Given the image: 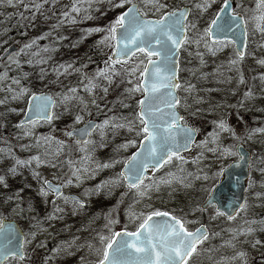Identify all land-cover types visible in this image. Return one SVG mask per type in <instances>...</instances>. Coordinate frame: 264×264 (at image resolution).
I'll return each mask as SVG.
<instances>
[{
  "label": "rangeland",
  "instance_id": "obj_1",
  "mask_svg": "<svg viewBox=\"0 0 264 264\" xmlns=\"http://www.w3.org/2000/svg\"><path fill=\"white\" fill-rule=\"evenodd\" d=\"M60 1L56 0L53 4L52 0L46 2L21 0L15 6L0 5V73L7 74L6 78L0 81V100L5 101L0 103V176L4 177V180L0 181V220H15L25 233L27 241H30L25 243L27 254L25 261L10 258L5 264H95L98 253L93 249L99 247L96 236L97 233L107 234L104 226L109 219L118 221L110 226L113 231L125 227L129 231H135L139 221L132 219L129 213L139 214L150 210L170 212L185 221V226L189 230H194L201 222L207 225L210 236L199 246L198 252L191 257L189 264H244L245 261L246 264H264V243L252 245L254 238L264 242V230H260L264 226L259 223L264 219V172L260 171L264 168V163H261L264 160V133L254 132L251 138H248V133L252 129L264 128V78H262L264 63H261L264 61V33L255 30L253 22L248 20V49L242 59L237 58L230 43L213 45L216 49L214 54L205 48L203 43L199 46L195 43L181 46L178 77L182 85L192 84L195 88L191 91H185L183 87L177 90L181 98L177 109L184 117L183 123L198 129L197 143L190 152L182 155L187 160L186 164H180L173 159V162L164 166L155 177L164 176L168 172L176 173L178 167H183L186 170L185 175L187 172L196 173L199 169V179L192 180L190 187H185L179 182L161 184L158 190L154 189L150 192V198H141L135 194V190L127 189L123 183L118 186L109 184L99 191L96 190L97 185L114 177L123 166L122 162L109 168H97L96 164L112 160L122 161L123 158L130 156L138 145L126 149L119 146L135 138L134 131H129L126 127L112 130L106 128L103 140L98 131L94 132L90 139L95 140L96 144L89 146L91 155L84 161L81 160L84 153L80 151V146L65 134L71 128L84 125L89 120L100 123L109 117L132 119L138 107L137 101L143 92L129 95L125 91L132 85L128 83L129 77L123 69L138 64L142 58L141 53L131 56L127 62L114 65L119 74L113 77L111 84L103 79L97 80L98 85L108 87L106 95L102 87H97L93 94H89L81 86L82 73L93 76L97 68L105 67V61L111 55L112 49L96 43L104 35L103 32L89 34L85 30L90 27L83 28L82 37L88 42L81 47L84 53L76 56L77 59L70 60L68 57L65 60V63H72L73 67L86 65L82 68V72H72L69 69L68 73L62 74L63 77H57L54 72L50 78L39 79L37 84L41 87L37 89L26 80H20L19 85L12 83V78H17L18 66L8 58H4L5 51L15 45L19 52L25 44L33 41L29 37L23 39L28 34L27 28L30 29L29 34H35L31 28L38 29L41 25H50L49 28L52 29L53 19L43 18L41 23L35 24L31 21L34 22L46 14L61 21L59 14L62 12L63 3L61 4ZM231 1H233V9L241 12L246 19L256 8V0ZM108 2L109 0H93L91 4L103 10L102 17L105 24L122 10L110 9L106 5H109ZM161 2L168 3L170 7L187 5L191 8L196 0H161ZM83 3L85 7L89 6L87 1L83 0ZM222 3L223 0H214L211 8L203 15L193 8L189 19L195 20L196 29L188 32V36L191 37L195 32L202 31L206 26L205 21L210 19ZM24 4H40L41 7L37 11L34 7L26 9ZM237 4L241 7L237 8ZM108 8L110 10H106ZM87 10L92 9L88 7ZM30 12L35 13V16L31 15L29 18ZM84 12L74 17L76 26L80 30H83L81 28L87 20L83 17ZM98 13L99 11L96 10L94 15ZM149 16L156 18L151 12ZM62 19L61 26H73L74 23L66 22L67 18ZM38 48H40L39 43L35 42L30 49H26V54L21 53L18 57L13 54V59L21 61L24 58L25 63L32 59L35 62L41 55L33 57L31 53L36 52ZM230 61L236 63L232 64ZM146 63L145 60V65ZM145 65L139 66L132 84L137 83L141 78L140 72ZM9 86L17 90L24 87L29 91L25 96L13 100L12 93L6 90ZM70 87H77L78 94L87 102L86 110L75 99L67 104L60 102V97L56 94L67 91ZM44 91L52 94L57 101L53 111L58 118L50 123L36 122L35 125L17 127L18 121L23 117L28 95L32 92ZM249 92L251 95H246ZM93 98L96 99L99 108L91 103ZM77 113L83 116V120L74 124ZM221 120L231 131L220 130L217 123H214ZM117 122L121 121L117 120ZM25 131L30 134L24 135ZM213 132L216 133L214 142L213 137L209 136ZM233 132L235 136L232 135ZM206 137L208 138L206 146L203 148L198 146ZM38 138L39 142H37ZM238 143H242L252 155L246 209L241 210L230 221L222 216L212 219L213 208L204 212L194 209L207 199L208 193L218 184L221 169L235 160L236 156L222 155L223 150ZM209 148H215L216 151H208ZM36 156H39L43 162L38 164L32 159ZM197 157H199L197 163L194 164L192 161ZM17 160L31 162L17 165ZM69 161L72 162L71 165ZM14 166L15 171H9ZM73 168L80 169L82 178L77 183L75 177H72L73 183L63 187L64 195L75 193L84 199L85 206L79 208L74 203H66L60 198L55 203L61 211L53 215L52 194L49 193L47 197L41 195L43 181L49 179L57 184L63 183L72 175ZM205 175L208 177L207 180L204 179ZM86 190H89L88 195H85ZM258 193L260 195H257ZM146 205H151V209ZM74 210L75 214H73ZM49 216L53 218L49 219ZM252 220L257 221V224L251 225L257 228L256 232L248 235L236 234L239 229L249 226L248 222ZM30 232L36 233L34 238L28 235ZM89 243L92 244V249L88 247ZM57 247L60 251L54 253L52 249ZM239 251L245 252L246 256L243 258L236 256Z\"/></svg>",
  "mask_w": 264,
  "mask_h": 264
},
{
  "label": "snow or ice",
  "instance_id": "obj_2",
  "mask_svg": "<svg viewBox=\"0 0 264 264\" xmlns=\"http://www.w3.org/2000/svg\"><path fill=\"white\" fill-rule=\"evenodd\" d=\"M19 2L21 0H0V5L15 6ZM87 2L89 8H91L92 0H87ZM52 3L55 4L56 0H52ZM213 3L214 0H196L190 8L187 5L170 7L168 3H162L161 0H138V2H134V0H115V2L109 0L110 9L122 10L117 12L104 27H94L85 30L89 34L92 32H103L104 35L96 43L112 49L111 55L105 61V67L97 68L93 76L82 73L81 86L89 94H93L97 87H102L106 95L108 87L98 85L97 80L103 79L108 84H111L113 77L119 74L114 67L115 64L127 61L134 53L142 54L138 64L123 69L129 77L128 83L132 85L126 88L125 91L129 95L141 91L144 93L143 98L137 101L138 108L132 119L109 117L100 123L89 120L84 123L82 128L73 127L65 133L68 137H76L75 143L80 146V151L84 153L81 158L84 161L90 158L91 150L89 146H95L96 144L95 140L90 139L94 132L98 131L102 140L105 136L104 130L106 128L112 130L126 127L129 131L135 132V138L127 140L119 146L126 149L130 146L138 145L130 156L123 158L122 161L112 160L103 164H96L97 168H109L119 162L123 164L119 173L108 181L96 186L97 191L109 184L118 186L123 183L127 189L135 190L137 196L150 198V192L154 189L158 190L161 184L179 182L185 187H190L192 180L199 179V169H197L196 173L187 172L185 175L186 170L183 167H178L176 173L168 172L164 176L148 179L149 169L155 173L158 169L171 164L173 159L180 164H186L187 160L180 153L188 151L197 143L195 136L198 129L183 123L184 117L179 115L177 111V105L181 103V98L175 90L183 87L185 91H191L195 88V85L192 84L182 85L177 75L179 71V50L186 43H195L197 46L203 43L204 47L214 54L216 49L213 45L217 44V42H222V39H227L224 35L225 30L230 32L235 26L241 28V34L246 36L248 20L253 22L255 30L264 33V0H256V8L252 10L253 14L247 19L241 12L232 8L231 0H223L220 8L209 20L205 21L206 26L202 31L195 32L189 37L188 32L196 29L195 20L189 19L193 8L198 10L200 15H203L211 8ZM23 6L26 9L34 7L37 11L41 7L40 4H24ZM236 7L240 8L241 5L237 4ZM81 8L82 0H73L70 9L62 11L59 15L62 18H67L66 22L75 23V18L71 16V13L75 12L78 14ZM150 12L156 18H151L149 16ZM32 15L35 16V13H32ZM47 35L49 34H44L45 37ZM57 39L63 40L64 37L58 36ZM210 40L211 44L209 43ZM232 42L235 43V41ZM33 44H35L34 40L25 44L20 48L19 52L15 53V56L18 57L21 53L26 54V49H30ZM49 50V45H45L43 48H38L36 52H32L31 55L33 57L40 56L41 52L47 53ZM51 50L55 51V48L53 47ZM237 56L240 58L244 56V52L239 50V46L237 48ZM153 57L158 58V60L153 59ZM50 58L41 56L35 62L47 63V59ZM8 60L17 66L20 64V60H14L12 55L8 56ZM145 60L147 61L146 65ZM26 62L32 64L33 60L29 59ZM230 63L235 64L236 61H230ZM261 63H264V61H261ZM140 65H145L143 71L140 72L141 78L137 83L132 84V81L136 79L135 74L139 71ZM83 67H86V65L73 67L72 63H65L56 65L53 71L59 77L61 74L68 73L69 69L72 72H82ZM41 71L43 72L44 70L42 69ZM6 75V72L0 73V81L4 80ZM12 83L19 85L20 80L12 78ZM162 88L166 90L162 94L163 98L160 95V89ZM6 90L12 93L11 99L13 100L25 96L29 91L24 87L17 90L11 86ZM56 95L60 97L61 103L67 104L75 99L84 106V110L87 109V102L78 94L77 87H70L67 91ZM246 95H251V92ZM4 102L0 100V103ZM91 103L99 108L95 98L92 99ZM161 103L166 110L160 107ZM56 106L57 101L53 96L44 93L37 95L32 92L28 95L25 118L20 121L18 127L26 124L35 125L36 121L41 119L49 123L52 122L58 118L53 111ZM65 111H67V108H65ZM81 120H83V116L80 113L75 114L74 124L80 123ZM117 120L121 122L118 123ZM214 123H217L220 130L231 131L223 120ZM254 132L264 133V128L252 129L248 133L249 139ZM29 134L28 131L24 132V135ZM232 135L235 136V133L233 132ZM209 136L213 137L214 142L216 133H210ZM37 142H39V138ZM207 142L208 138L206 137L205 140L199 142L198 146L203 148ZM101 146H103L102 143ZM207 150L216 151L215 148ZM222 155H233L238 158L236 162L247 160L249 166L251 167L252 165L251 158L243 152L242 145L239 143L225 148ZM198 158H194L192 162L194 164L197 163ZM32 159H35L38 164L43 162L39 156ZM30 162L17 160L16 164H29ZM71 163L69 161L70 165ZM261 163H264V160ZM85 170L87 171L88 169ZM9 171L14 172L15 166ZM260 171L264 172V168H261ZM72 177H75V182L77 183L81 180L79 168H73L72 175L62 184H53L48 180L43 181L40 190L41 195L47 197L49 193L54 194L53 215L61 211L56 206V199L63 198L66 203H74L79 208L85 206V202L82 199L72 195L65 196L62 192V188L65 185L73 183ZM204 179H208L207 175L204 176ZM3 180L4 177L0 176V181ZM146 180H148L147 183H145ZM88 194L89 190H86L85 195ZM257 195L260 194L258 193ZM246 205L247 201L245 200L244 203H240L238 207H234L229 211L228 207L221 206L219 202L214 203L212 193L209 192L208 198L203 205H197L194 210L204 212L208 210V207H212L214 209L212 219H215L216 216H226L228 220H233L241 210L246 209ZM146 207L151 209V205H146ZM73 214H75V210ZM129 215L132 219L139 221L135 231H129L127 227L120 231H113L110 226L118 223V221L109 219L104 226L107 229V234L97 233L96 240H98L99 247L93 249V251L98 253L95 264H189V258L198 252L197 246L201 245L209 237V232L205 225L201 224L194 231H190L185 226V221L170 212L150 210L139 214L129 213ZM51 218L53 216H49V219ZM259 223L264 226V219ZM248 224L249 226L239 229L236 234L248 235L257 231V228L251 226L257 224L256 220H252ZM260 230H264V227ZM0 232L3 233V242L0 243V264H5V261L9 258L25 261L27 259L25 243L30 242L27 241V237L18 228L11 225L5 230L2 222H0ZM28 235L34 238L36 233L30 232ZM261 243L264 242L255 238L252 241L253 246ZM88 247L90 249L93 248L91 243L88 244ZM52 251L56 253L60 251V248H54ZM236 256L243 258L246 253L239 251ZM244 264H246V261Z\"/></svg>",
  "mask_w": 264,
  "mask_h": 264
},
{
  "label": "trees",
  "instance_id": "obj_3",
  "mask_svg": "<svg viewBox=\"0 0 264 264\" xmlns=\"http://www.w3.org/2000/svg\"><path fill=\"white\" fill-rule=\"evenodd\" d=\"M87 1V0H85ZM93 1V0H92ZM62 5V11H68L71 7V4L73 0H61L60 1ZM109 3V2H108ZM85 3H83L82 0V8L81 11L77 14L75 12L71 13L72 17H75L76 15H81L84 10V18H86V24H83V27L81 29H87L88 27L94 28L97 25L99 27H104L105 24L103 20V10L100 7H96V5H91V11H88V7L84 6ZM109 6L108 4H106ZM67 6V7H65ZM99 6V5H98ZM99 11L97 15H94L95 12ZM106 10H110L109 8ZM104 10V12L106 11ZM33 13V12H32ZM87 14V16H86ZM31 12L30 17L31 18ZM92 16V17H90ZM43 18L47 19H53V23L51 25L52 29L49 28L48 25H41L38 29L37 28H31V30L34 33H30V29L27 28L28 34H26L23 38L29 37L30 40H34L35 42L39 43L40 48H43L45 45H49L50 50L45 53L41 52V56L47 58L51 57L50 59H47V63H36L33 61L32 64L25 63L24 58L21 59L19 66L17 67L16 74L17 78L19 80H26L29 84H31L32 87H35L36 89L41 87L39 84H37V81L44 77H51V75L54 73L53 68L56 65L64 64L65 60L69 57L70 60H74L76 56L81 55L84 53V51L81 49V47H84V44H88L85 39L82 37V31L78 29L76 26V23L73 24V26H66V25H60L62 24L61 21H63L62 17H60V20L55 19L54 16L49 17L48 14H46L44 17H40L37 20L34 18V22L31 21L33 24L35 23H41ZM110 19V18H109ZM54 24V25H53ZM45 33H48L46 37L44 36ZM28 35V36H27ZM58 36H63V40H58ZM55 48V51H52V48ZM29 51V50H28ZM81 52V53H78ZM40 56V57H41ZM40 59V58H39ZM38 59V60H39ZM77 59V58H76ZM78 61V60H77ZM78 63V62H75ZM44 70L43 72L41 70ZM26 74V75H25ZM59 77H63L62 74Z\"/></svg>",
  "mask_w": 264,
  "mask_h": 264
},
{
  "label": "water",
  "instance_id": "obj_4",
  "mask_svg": "<svg viewBox=\"0 0 264 264\" xmlns=\"http://www.w3.org/2000/svg\"><path fill=\"white\" fill-rule=\"evenodd\" d=\"M225 22H226V20H225ZM241 33H242V29L241 28L233 26L232 31L229 32V31L225 30L224 35L227 37V39H222V40L229 41L231 43H233L232 41H235L234 46H235L236 53H237L238 46H239V50L244 52V47H245V44H246L245 43L246 36L242 35ZM210 42H211V40H210ZM16 51H17L16 46H10V48L5 52L4 58H8L9 55H12ZM179 58H180V56L178 54V61H179ZM156 60H158V58H156ZM121 62H125V61H121ZM177 75H178V73H177ZM165 91L166 90L163 89V88L160 89L161 98H163L162 94ZM36 94L39 95L40 93H36ZM44 94L51 95L48 92H44ZM143 96H144V93H143ZM143 96L140 99H142ZM25 106H26V108H25V111H24L22 119L25 118V112L27 111V106H28V99H27V102H26ZM160 107L163 110H166V109H164L162 103L160 104ZM177 111H178V109H177ZM178 113H179V115H181L179 111H178ZM37 121L46 122V121H44L42 119L41 120H37ZM83 126L84 125L79 126L77 128H82ZM71 138L76 139L75 136L71 137ZM242 150L248 157H251L250 152L247 149H245L243 145H242ZM185 152H187V151H182L180 154H183ZM150 170L151 169L148 170V177H150L152 175L151 174L152 172ZM222 171L223 172H222V175H221V179L219 180L218 185L211 191V193H212V196L214 198V203L215 202H219L221 204V206H226V207H228V210L231 211L232 208L238 207V205L240 203H244L245 194H246L245 190H246L247 184L249 182L248 179H249V176H250L249 163L247 162V160L239 161V162L235 161V162L230 163L228 165V167H226ZM50 182L53 183L52 181H50ZM53 184H55V183H53ZM62 191H63V189H62ZM70 195L78 197L75 194H70ZM53 197H54V195H53ZM1 222H2L3 227H4L5 230L10 225L14 226V227H16V228H18L20 230L19 225L13 220H7V221L6 220H2ZM2 242H3V233L0 232V243H2ZM189 260H190V258H189Z\"/></svg>",
  "mask_w": 264,
  "mask_h": 264
},
{
  "label": "flooded vegetation",
  "instance_id": "obj_5",
  "mask_svg": "<svg viewBox=\"0 0 264 264\" xmlns=\"http://www.w3.org/2000/svg\"><path fill=\"white\" fill-rule=\"evenodd\" d=\"M246 42H247V45H246V47H245V53L247 54V49H248V32H247V40H246ZM245 54V55H246ZM156 175V173H154V176ZM154 176L152 177V178H154ZM152 178H150V179H152ZM149 179V180H150Z\"/></svg>",
  "mask_w": 264,
  "mask_h": 264
}]
</instances>
